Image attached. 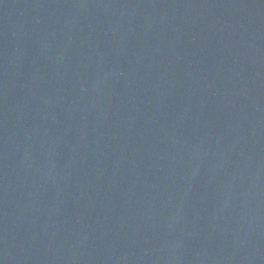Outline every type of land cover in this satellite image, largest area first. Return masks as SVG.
<instances>
[{
  "label": "water",
  "instance_id": "95a60500",
  "mask_svg": "<svg viewBox=\"0 0 264 264\" xmlns=\"http://www.w3.org/2000/svg\"><path fill=\"white\" fill-rule=\"evenodd\" d=\"M0 264H264V0H0Z\"/></svg>",
  "mask_w": 264,
  "mask_h": 264
}]
</instances>
